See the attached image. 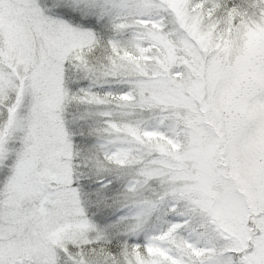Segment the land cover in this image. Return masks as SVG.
Instances as JSON below:
<instances>
[{
	"label": "snow or ice",
	"instance_id": "6c2138e0",
	"mask_svg": "<svg viewBox=\"0 0 264 264\" xmlns=\"http://www.w3.org/2000/svg\"><path fill=\"white\" fill-rule=\"evenodd\" d=\"M0 264H264V0H0Z\"/></svg>",
	"mask_w": 264,
	"mask_h": 264
}]
</instances>
